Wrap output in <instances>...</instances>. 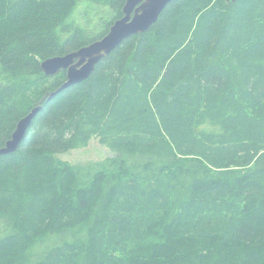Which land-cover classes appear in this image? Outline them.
I'll return each mask as SVG.
<instances>
[{
	"label": "trees",
	"instance_id": "trees-1",
	"mask_svg": "<svg viewBox=\"0 0 264 264\" xmlns=\"http://www.w3.org/2000/svg\"><path fill=\"white\" fill-rule=\"evenodd\" d=\"M126 1L0 0V146L41 105L0 155V264H264V0H173L48 100L42 61ZM95 137L114 154L57 156Z\"/></svg>",
	"mask_w": 264,
	"mask_h": 264
},
{
	"label": "water",
	"instance_id": "water-1",
	"mask_svg": "<svg viewBox=\"0 0 264 264\" xmlns=\"http://www.w3.org/2000/svg\"><path fill=\"white\" fill-rule=\"evenodd\" d=\"M171 1L173 0H127L123 7V16L111 25L103 37L68 54L42 61L41 67L46 75H54L60 70H66L67 74L66 81L49 94L48 100L59 91L89 78L96 65L126 38L150 29ZM40 109L41 105L36 106L18 122L10 140L4 146H0V155L17 150Z\"/></svg>",
	"mask_w": 264,
	"mask_h": 264
},
{
	"label": "rangeland",
	"instance_id": "rangeland-1",
	"mask_svg": "<svg viewBox=\"0 0 264 264\" xmlns=\"http://www.w3.org/2000/svg\"><path fill=\"white\" fill-rule=\"evenodd\" d=\"M87 9H89L88 4H81L77 9L75 17L82 19V16L87 12L85 11ZM89 14L91 15L90 12ZM113 154V151L106 144L101 143L100 140L95 137L92 138L87 146L71 149L64 153L57 154V156L72 164L90 165Z\"/></svg>",
	"mask_w": 264,
	"mask_h": 264
},
{
	"label": "bare ground",
	"instance_id": "bare-ground-1",
	"mask_svg": "<svg viewBox=\"0 0 264 264\" xmlns=\"http://www.w3.org/2000/svg\"><path fill=\"white\" fill-rule=\"evenodd\" d=\"M46 60V59H45ZM44 61V60H43ZM44 72V71H43ZM55 75V74H54ZM49 76V75H48ZM33 110V109H32ZM18 124V123H17Z\"/></svg>",
	"mask_w": 264,
	"mask_h": 264
}]
</instances>
